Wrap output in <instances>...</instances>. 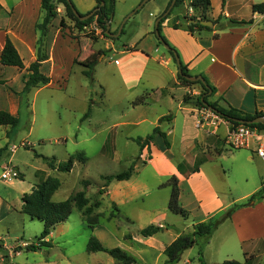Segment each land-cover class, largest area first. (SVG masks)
Returning <instances> with one entry per match:
<instances>
[{
	"label": "crops",
	"instance_id": "crops-1",
	"mask_svg": "<svg viewBox=\"0 0 264 264\" xmlns=\"http://www.w3.org/2000/svg\"><path fill=\"white\" fill-rule=\"evenodd\" d=\"M72 1L80 14H88L95 7L94 0L89 2ZM140 1L135 0L133 6ZM169 1L158 0L153 2L142 25L130 34V43L122 45L119 51L114 49L112 43H108L104 48V50L109 51L108 55L114 53L121 55L126 69L132 67L129 60L136 59L141 65L140 75L145 72L149 64L156 65V68L147 73L146 81L139 84L140 86H134L123 81L126 89L130 91L128 94L131 95L128 96V99L124 98L123 108L120 109L119 114L114 119L115 121L111 124L110 132L102 144L100 153H104L106 150L115 152L114 137L118 126L140 127L147 124L151 131L150 134L155 127H159L160 131L165 133L168 147L165 146L163 139L156 135L149 146H145L140 152L137 146V150L142 155L146 151L150 152V157L142 162H144L143 166L150 165L153 167L156 174L162 178L157 186L159 189H168L171 192V187L167 185V181L169 182L171 177H175L179 190L178 203L188 212V216L184 220L189 219V222L185 223L183 229L178 230L173 224L167 223L165 220L167 218L166 211L169 213L167 206L166 210L158 211L156 217L159 219H155L152 224L159 227L163 226V229L142 241L146 245L156 246L159 251L157 255L163 252L164 248L180 233L190 232L193 224L207 222L211 217L218 216L223 210L236 204L234 200L228 199L225 193H220L217 186L208 179L206 174L212 161L222 153L229 151H219L214 157H207L202 154L200 148H202L203 143L207 142L208 137L205 138V131L195 125L194 107L183 103L185 95L197 96L200 91L193 86L184 87L179 84L176 62L168 51L158 43L157 37L153 34L154 22L162 14ZM190 2L191 0H185L177 8L178 14L169 13L161 24L160 34L167 44L176 51L180 63L186 66L191 76H203L213 86L214 93L210 97L211 102H216L224 108L232 107L249 114L264 112V13L252 11V5L264 3V0H210V6L204 11V14L200 8L194 9V12L199 18L198 21H211L212 27L209 30L193 33L189 32L184 25L177 29L172 26L175 19L186 16ZM0 7V52L6 37H8L24 64L23 69L0 65V80L5 81L4 84H0V110L17 116L20 99L16 93L22 91L23 79L29 74L27 68L36 59L38 32L35 30V24L41 21L44 12L41 10V0H0ZM56 9L57 16L48 25L45 38L44 52L47 59L41 63L39 68L43 75L50 78V82L28 93H33V96L49 87L55 86L62 89L66 85L65 76L69 74V71L71 72V67L77 64L83 68L82 64L95 51H90L86 56L83 55V60L78 61L84 44L80 40L66 35L59 28V21L64 15V8L62 5H57ZM229 19L244 20L249 21V23L223 26L222 29H219ZM112 23L113 19L110 22V31ZM114 28L116 29V26ZM216 34L217 37H215ZM100 39L102 37L99 36L98 40ZM160 46L164 52H160ZM106 55L101 54L97 64L104 60ZM117 62L116 60L115 63ZM9 88H12L14 92ZM101 89L103 90L102 86ZM140 98L142 100L137 102ZM92 103L94 104L92 112L87 118L89 121L92 119L91 116L96 104L95 101ZM225 131L227 132L225 127L221 125L207 135L221 137L222 134L226 133ZM147 135L141 138H145ZM126 138L133 141L135 137L127 136ZM154 142L157 143V147ZM249 152L250 154L246 153V159L252 164L248 165L256 168L258 171L256 174H258L262 186L264 164L255 158L251 151ZM197 160L200 161L198 171L192 173L189 170ZM10 166L14 167L18 174H21L16 166L12 164ZM1 167L0 169H2ZM129 180L130 178L124 181H116L115 184L110 182L106 187H101L105 190L101 194L102 197L99 198V207L102 211L113 204L121 214L123 213L120 209L121 206L137 189L128 183ZM105 199L108 201V208L103 209L101 205ZM226 223L231 226L240 244L261 242L264 239V199L257 198L248 206L237 208L231 214L230 219L220 224L219 227ZM173 229L177 232L172 233ZM90 232L105 248H122L128 254L137 257L133 249L136 241L141 242L137 236L131 234V239L126 240L124 235H115L110 228L99 222ZM159 237H169V241L165 243ZM108 238H111L109 241L112 244L106 243ZM51 239L52 232L44 241L50 242ZM120 240L127 244H123ZM205 243L207 242L203 244L205 245ZM26 245L27 243L22 241L18 246H15L16 249L13 247V255H18L20 248ZM3 260L0 256V262ZM97 264L101 263L98 262ZM113 264L117 263L114 262ZM143 264L147 263L143 262Z\"/></svg>",
	"mask_w": 264,
	"mask_h": 264
},
{
	"label": "rangeland",
	"instance_id": "rangeland-1",
	"mask_svg": "<svg viewBox=\"0 0 264 264\" xmlns=\"http://www.w3.org/2000/svg\"><path fill=\"white\" fill-rule=\"evenodd\" d=\"M156 1L158 0L147 1L124 22L139 3L133 6L135 0H116L113 23L109 32L116 34L123 22L124 25L122 33L111 40L104 38L95 24L80 30L70 21H66L64 27L59 26L66 35L84 44L78 61H82L83 55L86 56L94 50V53L103 52L102 54L107 55L95 66L92 80L81 73L83 69L81 66L75 64L71 67V72L69 71V74L65 76L66 85L62 89L54 86L42 90L36 96H33V93L22 95L16 116L18 125L13 129L10 126H0V146L6 143L0 167L12 164L21 173L13 180L0 178V256L4 259L0 264H97L98 262L113 264L116 262L106 253L87 251L89 238L93 235L85 228L81 213L75 208L67 221L60 226L57 225L52 231L50 246H39L35 251L26 250L23 247L20 248L18 255H13L12 248L22 241L27 245L38 246L37 238L42 231V223L20 213L21 196L48 176L60 182V187L53 194L52 201H63L70 195L84 192L88 206L93 208V215L98 216L99 223L110 228L115 235H124L126 240L131 239V234L141 240V242L136 241L133 246L137 254V257L135 256L137 264L164 263L163 253L157 255L159 251L156 246L144 244L142 241L146 239L139 235V230L152 224L155 219H159L156 217L157 213L166 210L170 191L157 187L162 178L156 174L153 167L143 166L142 161L150 157V152L146 151L142 155L138 152L136 143L126 138L150 134L148 125L118 126L114 137L115 152L106 150L100 153L102 144L110 132L111 124L123 108L124 98L128 99L131 95L128 94L130 91L126 89L123 81L140 86L139 84L146 81L147 73L156 68V65L149 64L145 72L140 75L141 65L136 59H130L129 64L132 67L126 69L121 55L115 53L108 55L109 51L104 48L108 43H112L114 49L119 51L122 45L130 43V34L142 25L148 10ZM178 13L177 8L172 10V14ZM186 18H188L187 15ZM91 34L98 35L102 39L92 41L89 38ZM159 50L164 52L161 46ZM116 60L117 63H115ZM193 88L198 89L197 86ZM90 100L96 103L92 119L81 120ZM221 125L227 130L224 124ZM207 134L211 133L205 132V138L208 137V139L200 148L202 154L214 157L219 151H229L216 157L206 171L208 179L217 186L220 193H225L226 197L234 200L236 204L246 203L259 189H262L261 192L264 195V186H261L256 174L258 171L249 166L248 164L252 163L246 159V153L250 154V152L229 148L226 143V133L221 135L222 138ZM13 145L17 149L11 153L8 147ZM154 145L157 147L156 142ZM83 156L86 157L85 163L79 162ZM70 157H73V167L68 173L48 167L49 161L57 166L65 163ZM133 161L136 166L128 183L137 189L121 206L123 213L121 214L113 204L108 208L106 199L102 202L101 208L108 209L102 211L100 205L95 207V202L102 197L98 193L104 184L101 177L123 172ZM83 180L89 181V185L84 186ZM112 183L115 184L116 181ZM166 215V222L173 224L178 230L183 229L185 223L189 222V219L184 220L185 218L174 215L170 211L169 213L166 211ZM160 227L163 229V226ZM176 232L173 229L172 233ZM159 238L165 243L169 241V237ZM110 239L108 238L105 242L112 244ZM120 241L127 244L123 240ZM202 242L206 240L201 238L197 244L186 249L175 264H200L198 261L200 249H202L201 257L204 264H222L224 260L264 264V244L261 242L240 244L227 223L216 229L205 245Z\"/></svg>",
	"mask_w": 264,
	"mask_h": 264
},
{
	"label": "trees",
	"instance_id": "trees-1",
	"mask_svg": "<svg viewBox=\"0 0 264 264\" xmlns=\"http://www.w3.org/2000/svg\"><path fill=\"white\" fill-rule=\"evenodd\" d=\"M94 1H95V7L93 10H95V12L93 13V15L84 21H80L79 18L73 12L74 10H76V8L71 0H41V10L44 12V15L41 21L35 24V30L38 32V38L36 41V50H37L36 59L27 68L29 74L27 75V77L23 79L22 91L20 93L15 92L16 94H18L19 99H21L22 95L28 94L33 89L40 88L44 85H47L50 82V78L43 75L39 71V68L41 66V63L47 59V55L44 52L45 38L47 35L48 25L57 16V9H56L57 5H62L64 8V15L59 21L60 27L65 26L66 20L73 22L75 27L79 30L83 29L84 27H89L91 24H95V27L100 30L101 34L105 38L113 39L112 37H106L104 35V31L106 29L107 23L113 17L115 0H94ZM184 1L185 0H175L173 8H178L184 3ZM170 2L171 0L168 2L164 11L168 8ZM190 5L195 9L200 8L204 14V11H206L207 8L210 6V0H191ZM252 11L258 13H264V3L252 5ZM171 12L172 10L170 11V13ZM77 13L79 17L85 15V14H80L78 11ZM166 18H163L158 23L157 26V30L159 32V36H157V39L159 44H161L160 40L167 44L164 37L160 34L161 24ZM191 19L196 20L194 16L190 18H186V16H181V18L175 19L172 26L175 29H177L180 26L184 25L186 29L191 33L195 31L210 29L208 27L202 26L199 23H189V20ZM202 19L204 18L202 17ZM213 23L215 24V22ZM247 23H249V21H244V20L237 21L235 19H229L219 29H222L223 26L228 27V26L242 25ZM217 36L218 35L216 34L215 37ZM98 37H99L98 35H94V34H91L89 36V38L92 41H97ZM168 47L169 49L167 51L175 61L174 53H176V51L169 45ZM102 53L103 52L92 54V56L84 64H82L83 66L82 74L88 77V79L90 80H92V74L94 72V67L98 62V57ZM0 65L3 67H16L18 69L24 68V64L21 57L19 56L13 43L8 37H6L4 46L0 52ZM190 76L191 75L188 73L186 66L181 63L180 73L179 72L177 73V80L179 84L184 87L197 86L200 91L197 96L185 95L183 98L184 104H189L193 107L211 108L234 126L239 124L238 121L247 122L255 119L258 116H264V112H256L255 114H249L239 111L232 107L224 108L219 106L216 102H211L210 97L214 93L213 86H211L203 76H202L204 80L203 83L200 81L193 82L188 80L187 77ZM4 83L5 81L0 80V84H4ZM9 89L12 92H14L12 88ZM140 100H142V98L137 100V102ZM92 107H93V103L90 100L88 108L81 120L90 117ZM17 125H18V118L16 116L11 115L9 112L5 110H0V126H10L13 129ZM248 126L256 127L258 129L264 130V122L257 124H250ZM156 135H159L163 139L165 146L168 147V142L166 140L165 133L161 132L159 127H155L152 130V133L147 135L145 138L136 137L133 139V141L136 143V145L139 148V152L145 146H149ZM5 150H6V146L0 148V161L2 159L3 152ZM80 161L85 163L86 157L83 156V158L80 159L79 162ZM135 165L136 164L133 161L129 165L128 169H126L123 172L102 176L101 178L104 180V184L102 187H106L112 181L128 180L135 169ZM199 165H200V161L197 160L194 166L191 167L189 171L192 173L197 172ZM48 167L50 169L57 170L59 172L68 173L71 171L73 167V157H70L65 163L58 164L57 166H55L52 161H49ZM82 184L84 186H88L89 181L83 180ZM167 185L171 187V192L167 203L168 210L175 215H179L183 218H187L188 212L184 210L178 203L179 190L177 187V181L175 177H171ZM59 187H60V182L58 181V179L48 176L45 179L39 181L34 186H32L30 192L24 193L21 196L20 213L27 216L31 220H37L41 222L43 226L42 231L40 232L37 238L38 246L26 245L24 247L26 250L35 251L39 248V246H50V242H46L44 241V239L49 236V234L54 230V228L57 225H60L67 221L69 216L72 214L74 208L81 213L82 221L84 222L85 228L87 230L90 231L95 225L98 224L99 222L98 216L93 215V208L91 206H88V200L87 198H85L84 192H77L74 195H70L68 198H66L63 201H59V202L52 201V196L59 189ZM261 191L262 189H259V191H257L255 194L251 195L246 203L234 204L233 206L223 210L217 217H211L207 222L193 224L191 232L180 233L170 244H168L164 248L162 253L165 256V261L163 264H175L176 262H178L182 253L186 249H189L195 244H197V241H199V239L201 238H204L206 242H208L214 231L218 228V226L223 222H225L226 220L230 219L231 214L237 208L248 206L257 198L264 199V195L262 194ZM98 193L102 194L103 188H100L98 190ZM99 204H100L99 201H96L94 206L98 207ZM159 231H161V227H159L158 225L150 224L140 229L139 235L143 238H148L155 235ZM261 243L264 244V239L261 241ZM87 251L106 253L112 259H114L117 264H137V260L135 259V257H133L132 255L128 254L127 252H125L124 250L118 247H114L110 249L105 248L95 236H91L89 238L87 244ZM198 255H199L198 261L200 262V264H204L201 257L202 249L198 251ZM222 264H246V263H241L235 260H224Z\"/></svg>",
	"mask_w": 264,
	"mask_h": 264
},
{
	"label": "built area",
	"instance_id": "built-area-1",
	"mask_svg": "<svg viewBox=\"0 0 264 264\" xmlns=\"http://www.w3.org/2000/svg\"><path fill=\"white\" fill-rule=\"evenodd\" d=\"M194 7L190 4L187 8L186 15L188 17L197 16L194 12ZM87 27H84L85 29ZM195 125L199 129H203L206 133L216 130L220 124L227 127L226 143L233 150L246 149L252 152L253 156L259 159L264 164V130L256 127H250L248 124L232 125L229 121L221 117L211 108L194 107ZM23 144V143H22ZM16 146H10L9 152L14 153ZM17 170L9 165H4L1 169L0 178L3 180H13L17 178ZM264 186V180H263Z\"/></svg>",
	"mask_w": 264,
	"mask_h": 264
},
{
	"label": "water",
	"instance_id": "water-1",
	"mask_svg": "<svg viewBox=\"0 0 264 264\" xmlns=\"http://www.w3.org/2000/svg\"><path fill=\"white\" fill-rule=\"evenodd\" d=\"M147 1H149V0H141L139 2V4L133 9V11L125 18L124 22L129 17H131L133 14H135ZM174 3H175V0H171L168 8L160 16H158L156 18V20L154 22V32H155L156 37L159 36V32L157 30L158 23L163 18H166L169 15L170 11L172 10V8L174 6ZM73 12L79 18L80 21H84V20L88 19L89 17H91L93 15V13L95 12V10H92L90 13L85 14V15L80 16V17H79V15H78V13H77L76 10H74ZM110 22H111V19L109 20V22L106 25V29L104 31V35L106 37L116 38L121 33L122 28H123V25H124V22L120 25V27H119V29H118V31H117L116 34H112V33L109 32ZM189 23H199L202 26H205V27H208V28L212 27V22L211 21H208V20H206V21H198V20H195V19H191V20H189ZM160 42H161L162 46L166 50L169 49V47H168V45L166 43L162 42L161 40H160ZM174 59H175V62H176L177 68H178V72L180 73V65H181V63H180L179 58H178V56H177L176 53H174ZM187 79L190 80V81H193V82H196V81H200L202 83L204 82V80H203V78L201 76H190V77H187ZM263 122H264V116H258L255 119H253L251 121H247V122L238 121L239 124H248V125H250V124H257V123H263Z\"/></svg>",
	"mask_w": 264,
	"mask_h": 264
}]
</instances>
